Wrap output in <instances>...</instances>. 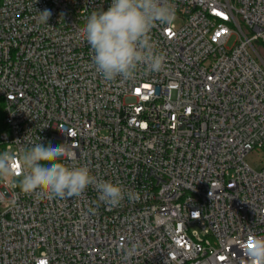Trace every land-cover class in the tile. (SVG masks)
<instances>
[{
    "label": "built area",
    "instance_id": "built-area-1",
    "mask_svg": "<svg viewBox=\"0 0 264 264\" xmlns=\"http://www.w3.org/2000/svg\"><path fill=\"white\" fill-rule=\"evenodd\" d=\"M171 3L175 21L149 33L164 68L108 82L78 32L111 0H0V152L63 146L60 163L126 192L116 207L93 186L43 199L14 184L17 161L0 179V264H249L264 238V167L246 161L264 152V0Z\"/></svg>",
    "mask_w": 264,
    "mask_h": 264
},
{
    "label": "clouds",
    "instance_id": "clouds-1",
    "mask_svg": "<svg viewBox=\"0 0 264 264\" xmlns=\"http://www.w3.org/2000/svg\"><path fill=\"white\" fill-rule=\"evenodd\" d=\"M39 12V11H38ZM50 10L39 12L38 23L47 24ZM176 18L171 0H111L104 11H93L78 32V40L92 50L95 71L108 82L134 79L138 69L159 72L165 57L156 50L150 31L156 25H171ZM61 147L39 142L21 150L19 156L0 153V177L22 172L20 187L26 194L43 199L80 197L93 186L101 202L116 207L124 200L125 190L111 180L98 179L87 164H63ZM135 245L129 250L131 255ZM249 264H264V238L253 237L245 249Z\"/></svg>",
    "mask_w": 264,
    "mask_h": 264
},
{
    "label": "rangeland",
    "instance_id": "rangeland-1",
    "mask_svg": "<svg viewBox=\"0 0 264 264\" xmlns=\"http://www.w3.org/2000/svg\"><path fill=\"white\" fill-rule=\"evenodd\" d=\"M236 41V37L230 39V41L227 44L228 48H231ZM4 149V148H3ZM1 153V152H0ZM246 161L249 163L250 166H252L255 170H260L264 167V152L262 150H257V152L249 155L246 158ZM2 177H0L1 179ZM20 179L21 178H17L14 181V184H17L18 187H20ZM7 181L11 180V176L6 178Z\"/></svg>",
    "mask_w": 264,
    "mask_h": 264
},
{
    "label": "trees",
    "instance_id": "trees-1",
    "mask_svg": "<svg viewBox=\"0 0 264 264\" xmlns=\"http://www.w3.org/2000/svg\"><path fill=\"white\" fill-rule=\"evenodd\" d=\"M263 56H264V52H262ZM6 130V126L4 123V116H3V106H2V101H0V134ZM4 146L2 144H0V150L2 152Z\"/></svg>",
    "mask_w": 264,
    "mask_h": 264
}]
</instances>
